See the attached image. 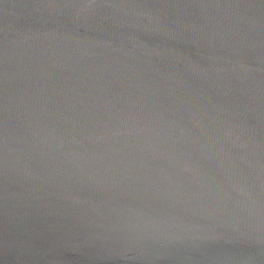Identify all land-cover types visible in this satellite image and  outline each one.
<instances>
[{
	"label": "water",
	"instance_id": "1",
	"mask_svg": "<svg viewBox=\"0 0 264 264\" xmlns=\"http://www.w3.org/2000/svg\"><path fill=\"white\" fill-rule=\"evenodd\" d=\"M0 264H264V0H0Z\"/></svg>",
	"mask_w": 264,
	"mask_h": 264
}]
</instances>
